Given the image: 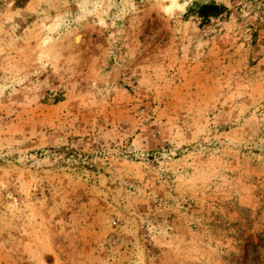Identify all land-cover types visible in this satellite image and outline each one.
<instances>
[{"label":"rangeland","instance_id":"rangeland-1","mask_svg":"<svg viewBox=\"0 0 264 264\" xmlns=\"http://www.w3.org/2000/svg\"><path fill=\"white\" fill-rule=\"evenodd\" d=\"M179 3L0 0V264H264V0Z\"/></svg>","mask_w":264,"mask_h":264},{"label":"trees","instance_id":"trees-1","mask_svg":"<svg viewBox=\"0 0 264 264\" xmlns=\"http://www.w3.org/2000/svg\"><path fill=\"white\" fill-rule=\"evenodd\" d=\"M223 7L215 3L202 4L198 8H191L190 11L198 15L202 21H208L210 17H216L222 13Z\"/></svg>","mask_w":264,"mask_h":264},{"label":"clouds","instance_id":"clouds-1","mask_svg":"<svg viewBox=\"0 0 264 264\" xmlns=\"http://www.w3.org/2000/svg\"><path fill=\"white\" fill-rule=\"evenodd\" d=\"M162 11L169 16H173L178 10L184 12L186 10V4H180L179 0H161Z\"/></svg>","mask_w":264,"mask_h":264}]
</instances>
